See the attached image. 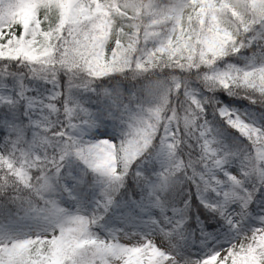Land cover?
<instances>
[{
    "label": "snow or ice",
    "instance_id": "1",
    "mask_svg": "<svg viewBox=\"0 0 264 264\" xmlns=\"http://www.w3.org/2000/svg\"><path fill=\"white\" fill-rule=\"evenodd\" d=\"M0 264H264V0H0Z\"/></svg>",
    "mask_w": 264,
    "mask_h": 264
}]
</instances>
